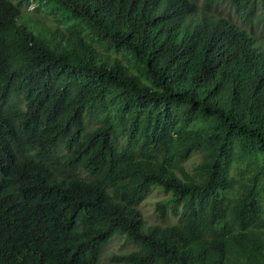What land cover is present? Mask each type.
I'll return each mask as SVG.
<instances>
[{
	"label": "trees",
	"instance_id": "obj_1",
	"mask_svg": "<svg viewBox=\"0 0 264 264\" xmlns=\"http://www.w3.org/2000/svg\"><path fill=\"white\" fill-rule=\"evenodd\" d=\"M0 264H264V0H0Z\"/></svg>",
	"mask_w": 264,
	"mask_h": 264
},
{
	"label": "rangeland",
	"instance_id": "obj_2",
	"mask_svg": "<svg viewBox=\"0 0 264 264\" xmlns=\"http://www.w3.org/2000/svg\"><path fill=\"white\" fill-rule=\"evenodd\" d=\"M36 3L31 2L27 6H24V14L27 16L28 20L34 22L33 26L39 33H47V27H59L64 29L65 25L59 18L60 15L52 14L45 7H41L36 10ZM31 22V23H32ZM170 194L166 193L160 187H156L148 196L139 204L142 217L145 219L146 223H153L157 220L155 214V208L157 202L162 199H166ZM130 249V244L126 242L123 235L114 236L107 244L104 254L101 256V261L104 263L108 262V258L113 253H121Z\"/></svg>",
	"mask_w": 264,
	"mask_h": 264
}]
</instances>
